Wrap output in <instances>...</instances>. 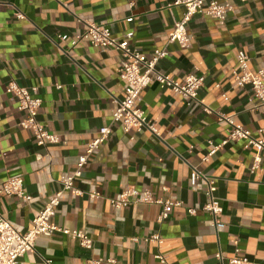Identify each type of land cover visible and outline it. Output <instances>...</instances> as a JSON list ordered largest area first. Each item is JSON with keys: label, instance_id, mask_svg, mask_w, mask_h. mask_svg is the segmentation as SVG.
Here are the masks:
<instances>
[{"label": "crops", "instance_id": "1", "mask_svg": "<svg viewBox=\"0 0 264 264\" xmlns=\"http://www.w3.org/2000/svg\"><path fill=\"white\" fill-rule=\"evenodd\" d=\"M174 1L65 0V5L58 0H0V184L21 176L32 195L28 202L0 193V215L20 232L33 227L34 218L76 169L87 143L111 124L116 101L125 93L119 69L127 59L114 48L91 45L83 36L87 23L109 27L147 56L166 49L168 55L158 64L162 72L178 79L190 73L205 78L199 101L191 105L171 89L150 83L137 105L159 135L147 128L126 132L120 122L113 123L109 138L75 179L84 194L63 193L52 221L87 233L92 248L56 232L38 237L18 264H46L47 259L88 264L92 258L104 259V264H161L158 253L169 264H231L236 254L264 264V150L244 140L229 141L205 160L230 131L219 113L264 138V105L250 86H237L233 76L240 50L251 57L253 72L264 68V0H230L234 9L224 20L195 14L187 48L169 42L185 11ZM12 80L42 98L38 118L59 135V142L39 145L21 127L26 113L18 109L19 97L7 92ZM257 155L261 161L255 166ZM209 179L216 181L215 197L224 208L219 228L202 209L209 199ZM129 185L183 204L157 223L160 204L116 206L110 201ZM92 192L101 197H91ZM191 207L195 214L189 213ZM156 233L161 243L146 240Z\"/></svg>", "mask_w": 264, "mask_h": 264}, {"label": "built area", "instance_id": "2", "mask_svg": "<svg viewBox=\"0 0 264 264\" xmlns=\"http://www.w3.org/2000/svg\"><path fill=\"white\" fill-rule=\"evenodd\" d=\"M65 4V0H58ZM246 2L248 0H241ZM174 4L185 7L183 17L175 23V26L169 34V42L178 43L181 47L187 48L191 45L188 25L192 17L201 13L210 17L224 20L229 12L233 11L234 6L230 0H175ZM17 16L22 18L24 15L17 12ZM63 39L64 35H60ZM83 36L89 40L91 45L100 48H114L118 50L126 59L127 63L119 69L120 77L126 82L124 96L118 99L113 112L111 124L102 126L99 134L92 141L87 143L85 152L82 153L77 162L76 169L62 181V187L57 190L49 201L45 204L42 211L33 220V227L26 232L18 231L14 225L3 215H0V264H18L20 259L35 247V242L40 236H51L56 232H62L77 239L85 248L93 247L92 238L85 232L59 227L52 221L57 208L61 203V197L67 190H73L82 195L83 191L76 187L75 179L82 176L83 169L88 163L89 157L95 152L110 136L112 124L120 122L126 132L142 131L147 128L154 134L159 135L155 125L149 122L146 111L137 105V99L142 91L152 82H157L161 87H167L176 94L185 99L188 105L199 101V91L204 85L205 78L202 75L190 73L182 79H178L168 73L158 69V64L162 58L168 55L166 49H155L152 56H147L138 48H132L128 44V39L120 40L114 36L109 27H103L94 22L86 24V30ZM128 38L131 35H127ZM251 57L248 53L240 50L238 53V67L234 70L233 76L235 84L239 87L250 86L253 91V97L264 105V68L253 72L250 69ZM60 87V85H58ZM37 88H33L36 90ZM7 92L19 97L18 109L24 111L26 116L21 120L22 128L31 131L39 145L59 142V135L51 132L39 120V109L43 100L41 97L33 95L32 90L20 85L12 80L7 86ZM227 98V95H225ZM207 112H212L208 106ZM219 119L225 121L230 126V131L226 139L220 145L211 149L205 160L214 154L223 144L229 141H247L249 145L264 150V138L257 137L245 126L238 124L226 113H219ZM261 161V156L257 155L255 166ZM195 178L199 180L201 173L195 169ZM217 184L214 179L208 180V201L202 209L213 215V225L217 228L223 227L224 223L219 220V215L224 211L223 206L215 197ZM0 193L8 196H17L25 201H31L32 195L26 192L24 178L14 176L6 179L0 184ZM91 197H101L99 192L90 193ZM110 201L116 206H126L135 202L157 203L162 205L161 211L157 216L156 222L162 223L170 216V209L174 206H181L183 201L172 199H161L155 197L150 191L139 190L135 186H127L123 189L117 198H111ZM190 214H195L196 209H188ZM148 241L162 242L160 234L156 233L148 237ZM217 257L223 261V255L217 254ZM161 264H169L167 257L161 253L156 255ZM231 264H255L250 258L244 255L236 254L229 259ZM105 260L92 258L88 264H104ZM46 264H54L51 259L45 261Z\"/></svg>", "mask_w": 264, "mask_h": 264}]
</instances>
